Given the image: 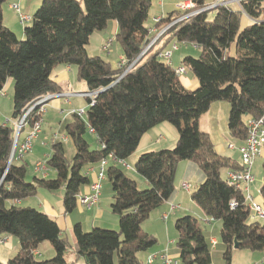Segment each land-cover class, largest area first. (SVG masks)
Instances as JSON below:
<instances>
[{
	"label": "trees",
	"instance_id": "trees-1",
	"mask_svg": "<svg viewBox=\"0 0 264 264\" xmlns=\"http://www.w3.org/2000/svg\"><path fill=\"white\" fill-rule=\"evenodd\" d=\"M7 1L0 0V95L9 79L14 84L12 119L0 123V235L17 238L20 250L0 264H76L66 259L70 249L86 264H144L139 255L158 244L144 224L175 195L176 171L183 161H191L204 175L191 195L193 202L221 226L210 232L192 215L179 217L175 229L181 263L213 264L218 256L221 264H232L235 242L240 250L264 253V221L250 220L245 195L222 175L224 170H240V162L219 154L210 135L200 129V119L211 106L226 102L229 134L241 146L247 139V119L264 113V0H242L239 10L224 5L204 10L209 0H192L194 11L201 12L184 19V13L172 12L161 19L159 32L166 30L152 45L157 34L151 35L146 23L154 0H44L25 26L23 39L4 24ZM211 12L214 17L209 19ZM244 15L251 20L246 27ZM111 21L118 23L115 39L125 59L116 69L87 51L92 35L106 30ZM171 43L201 48L198 58L182 61L199 82L196 90L187 89L160 57ZM60 65L75 67L77 79L96 96L86 98L84 116L71 112L62 123L61 133L74 148L71 157L65 141L51 143L45 163L55 177L35 176L27 182V165L14 159L10 164L15 124L38 98L63 93L51 78ZM37 110L26 118L19 141L41 119ZM163 122L173 125L179 138L171 150L139 157L135 170L148 184L141 190L121 162L134 154L144 134ZM90 132L98 149H91L86 139ZM109 156L115 160L110 159L106 179L113 192L112 212L119 217L118 231L95 227L86 232L76 224L72 246L53 217L18 204L37 196L40 189H63L64 211L72 213L82 188L91 184L86 168ZM260 193L264 207V184ZM211 238H217L214 250ZM44 242L55 251L49 260L36 254Z\"/></svg>",
	"mask_w": 264,
	"mask_h": 264
},
{
	"label": "crops",
	"instance_id": "crops-1",
	"mask_svg": "<svg viewBox=\"0 0 264 264\" xmlns=\"http://www.w3.org/2000/svg\"><path fill=\"white\" fill-rule=\"evenodd\" d=\"M44 0H8L3 6V16H4V24L10 28L13 32L16 33L18 38L23 39L24 38V28L25 25H21L22 23L19 20L18 14L14 9H12V5H18L22 11L23 14L33 16L35 11L40 7ZM183 0H154L153 5L150 9L149 18L152 15L153 22L150 26H146L149 28L151 35H156V38L160 36V28L157 25V21L159 19H163L167 17L172 12H178L177 11V3ZM231 8L234 10L240 9V4L237 0H225ZM214 0H209V3H213ZM149 20V19H148ZM148 22V21H147ZM251 20L249 17L244 15L243 17V27H246L248 24H250ZM110 30V33H113L116 37V34L118 32V23L113 21L109 23V26L106 30L101 31L105 32ZM98 41L101 44L100 47V54L98 53L97 56H100L104 60L111 63V66L116 69L121 66L125 62L122 50L119 52L118 59L116 62L111 58L112 50L110 49L111 44H113V39H107V35H102V33H94L90 39L89 46H91L93 40L95 42ZM109 48L106 50L104 47L107 45L108 42H110ZM173 46L175 45L177 47V50L173 51L172 60H171V66L174 69L182 67V61L187 56L195 57L194 55L190 54V51H192L191 48H195L198 51V54L202 53L201 48L197 46L190 45L189 47H185V49H181L180 45L172 43ZM185 45V44H184ZM87 47V51L88 48ZM194 49V50H195ZM167 49L166 51H168ZM182 51V52H181ZM165 52V51H164ZM199 57V56H198ZM195 57V58H198ZM113 62L115 64H113ZM73 66H66V65H60L56 67L51 75V78L58 83L62 90V94L67 93H86L89 91L87 85L84 82H81L77 79V71L76 68L73 69ZM186 70V69H185ZM181 83L189 90H196L199 87L198 80L194 77V75L186 70V73L179 76ZM78 82H81L80 84ZM13 80L9 79L4 87V93L5 96L0 95V123H6L9 122L12 119V113H13ZM77 84H79V87H77ZM75 90H79L78 92H74ZM76 98L81 96H72L70 98ZM64 97L55 98L52 100L48 106L47 113L44 116V124L43 128L48 121L49 117L48 115L50 112H55L62 116V121L60 123V128L56 131H51L50 137H45V141H43L42 135L45 131L43 129L39 139L34 144V148L31 154L26 155L21 160L17 161V164H26L27 169L30 170L29 165L31 166L32 175H36L39 178L46 177V178H54L55 172L51 169H48V172L46 174H41L38 172H35V167L38 164V162H44L47 158H49L51 154V143H52V137L53 134L56 132H61L62 123L65 119L69 118L70 113L73 111H78L79 109H84L83 107H76L73 106L72 101L69 100V98L65 97L66 99H62ZM65 105L70 106V109H65ZM230 105L226 102H217L214 103L210 110L204 114L200 119V129L208 133L215 145L216 151L219 154L231 157L234 160H237L238 162H241V155L239 150L237 149L240 147V145H236L235 143H226L224 140H219L217 129L220 128V124L223 123L224 115L227 112L229 115ZM13 123V122H11ZM227 128H228V119H227ZM229 131L227 129V132H223L225 138L226 134H228ZM91 135L95 137L94 134L90 132ZM221 134V135H222ZM27 135V131L24 132V137L21 138L23 140L25 136ZM61 135H65L61 133ZM223 136V135H222ZM179 133L177 129L171 125L168 122H163L154 128H152L150 131H148L144 136L142 137L139 146L137 150L134 152V154L128 158L126 163L130 167V169H127L130 173V177L133 178L138 182V184L142 185L145 189L148 187L147 182L141 178L135 170V165L139 159V157L147 152L151 151H160V150H171L173 149L178 141ZM97 141V140H96ZM66 142V141H65ZM68 142V141H67ZM98 143V141H97ZM233 144L235 146V149H230L229 145ZM99 143L97 145L98 149ZM44 149H50V154H40L41 150ZM72 154L74 153V148H70ZM258 158H264V149L262 150L261 155ZM189 163L186 164H192L191 161H187ZM255 169V167H254ZM253 169V174H254ZM97 170H98V164L97 165H90L86 168V173L89 176L91 183L94 182L97 178ZM228 172L226 170L225 174ZM29 173V172H28ZM30 174V173H29ZM225 176V175H224ZM35 177V176H34ZM202 182V181H201ZM182 184L176 186V192L173 198L165 202L161 207H159L157 210H155L149 220L145 222L144 229L146 232L154 235L157 240L158 244L153 247L152 249L148 250L147 252H143L139 255L142 262H145L149 255L153 253H168L173 258H179L180 253L179 249L176 246V242L178 239V233L176 234L173 230L175 228V221L178 219L177 217H180L181 214L183 215H190L189 212L191 211H198L200 214H202L203 217V225L206 226L207 230L212 232L214 229L220 228V223H217L204 214L202 209L193 202L191 195L195 191H190V194L187 193L182 188ZM264 184V182H263ZM262 184V185H263ZM111 186V185H110ZM262 187V186H261ZM261 187L256 186V181L251 186L250 191L254 199H258V201L261 203L262 196H261ZM193 191V192H192ZM89 192V186H85L82 188L81 195L87 194ZM259 193V195H255V193ZM38 194H40V205L43 208V212L47 213L49 216L53 217L57 224L59 225V228L61 229L62 237L68 238L70 244L74 246V237H73V228L76 224H81L84 231H90L95 227L100 228H106V229H113L118 231L119 230V217L115 215L112 212L111 205L113 203V192L112 188L109 189L107 187L105 189L104 182L102 183V191H101V197L100 201L94 205L91 208H85L81 205H77V208L70 214H66L63 208V197H64V190L61 189L57 192H49L45 189H40ZM37 194V195H38ZM187 196V198L185 197ZM257 197V198H256ZM183 203H186L188 208L183 207ZM19 205L22 206L23 202H19ZM190 209V210H188ZM178 212V214H177ZM182 217V216H181ZM200 220V219H199ZM176 230V229H175ZM177 232V231H176ZM3 239V241H6L5 243H10V246L8 248L3 247L0 249V252H3L6 257L0 258V261L6 262L5 259H8L9 257H14L20 250V243L15 239V237L11 235H0ZM217 240V238H216ZM7 245V244H6ZM36 254L38 257H41V259H51L55 255V251L51 245H47L46 243H43L40 245L39 249L36 251ZM8 257V258H7ZM50 257V258H49ZM261 252H252L250 250H240L235 249L234 256L232 260V264H264L263 259L261 258ZM9 258V259H10ZM82 258L75 259V256L73 255V258L71 260H74L77 264L79 260ZM84 262V261H83ZM85 264V262H84ZM213 264H221V259L218 256H215Z\"/></svg>",
	"mask_w": 264,
	"mask_h": 264
},
{
	"label": "built area",
	"instance_id": "built-area-1",
	"mask_svg": "<svg viewBox=\"0 0 264 264\" xmlns=\"http://www.w3.org/2000/svg\"><path fill=\"white\" fill-rule=\"evenodd\" d=\"M240 3L242 0H237ZM219 5L227 6V2L225 0H215L213 4L209 5L204 10L213 9ZM12 9H14L22 24L31 22L32 17L29 15H25L21 12L20 7L18 5H12ZM177 11L184 13L182 17L187 18L198 14L201 11H194L196 5L192 0H183L177 3L176 5ZM202 10V11H204ZM161 19L156 20L159 22ZM166 29L160 32V35L164 33ZM111 41L107 43L104 49H108ZM154 42L151 43V45ZM150 45V46H151ZM177 50V47L174 45L173 49L170 51L163 52L160 57L164 59L168 64H171L173 51ZM176 74L178 76L183 75L186 73L184 67L177 68ZM3 96L6 94L4 91L1 93ZM72 96H81L85 98L94 99L96 96L95 92H86V93H67V94H57L52 95L48 94L46 96H42L38 98L32 105L29 107L25 114L23 115L22 119L15 124V141H14V148L12 153V158L16 160H21L26 155L32 153L35 141L39 139L42 131H43V122L42 119L37 121L34 126L29 129L25 138L19 141L20 131L25 124L26 118L28 115L36 110L39 109V112L43 116L47 112L48 106L52 100L59 97H67L70 98ZM74 113L84 116L85 109L81 111H73ZM72 112V113H73ZM247 139L243 145L238 147L237 149L241 155V169L240 170H230L225 174L226 182L234 187L236 190L243 192L246 198V202L248 204V208L250 210V220L251 221H264V207L260 202L255 201L254 197L251 194L250 188L255 182V177L253 174V167L257 158L261 155L262 150L264 149V113L259 118H248L247 119ZM61 140H67L66 136H58ZM230 149H235L233 144L229 145ZM110 159L115 160L112 156L103 159L98 164L97 170V178L94 182L89 185V192L87 194L80 195L78 197V203L82 207L91 208L96 205L100 201L101 191H102V183L106 180V170L107 167L110 165ZM122 166L126 169H130L126 162H121ZM36 170L38 173L46 174L48 172V168L46 166L45 161L42 163H38L36 166ZM182 188L190 192L192 190V185L190 183H183ZM236 202L233 201L231 203L232 207H236ZM210 244L212 250L217 247V240L216 238L210 239ZM144 264H180L177 258L171 257L168 253H159V254H152L150 255Z\"/></svg>",
	"mask_w": 264,
	"mask_h": 264
},
{
	"label": "rangeland",
	"instance_id": "rangeland-1",
	"mask_svg": "<svg viewBox=\"0 0 264 264\" xmlns=\"http://www.w3.org/2000/svg\"><path fill=\"white\" fill-rule=\"evenodd\" d=\"M5 6V5H4ZM21 10V9H20ZM22 12V11H21ZM17 13V12H16ZM214 17V12H211L210 13V16H209V19H212ZM20 20V19H19ZM21 22V21H20ZM111 22H113V21H111ZM110 22V23H111ZM152 22H153V19H152V15L150 16V18H149V20H148V22H147V25L148 26H150L151 24H152ZM31 22H28V23H25L24 25L25 26H27V25H29ZM22 26H23V24H21ZM98 33H102V35H107V39H113L114 40V42H113V44H111V46H110V49L113 51L112 52V55H111V58L114 60V62H116V60L118 59V56H119V52H121V50H122V48H121V46H120V44L116 41V39H115V36H114V34L113 33H110V30H108V31H105V32H98ZM95 39V42H94V40H93V42H92V44H91V46H89V48H88V54L90 55V56H97V54L100 52V47H101V44L98 42V41H96V38H94ZM190 45H184V44H180V48L181 49H185V47H189ZM173 49V44L171 43V45L169 46V50L171 51ZM192 49V51H190V54L191 55H194L195 57H198V56H200V53L198 54V51L195 49V48H191ZM195 49V50H194ZM182 52V51H181ZM100 54V53H99ZM113 62V64H115ZM73 69H75V67L73 68ZM79 84L81 83V82H78ZM79 84H77V87H79ZM79 90H75L74 92H78ZM80 92V91H79ZM3 96V95H2ZM62 99H66L65 97L64 98H62ZM69 100H71L72 101V104H73V106H76V107H83L85 110L87 109V107H88V104H87V101H86V98L85 97H74V98H69ZM31 107V106H30ZM71 107L70 106H67V105H65V109H70ZM39 110V109H38ZM37 110V111H38ZM48 110V109H47ZM82 109H79L78 111H81ZM47 113V112H46ZM45 113V114H46ZM54 112H50V114L48 115V117H49V119H48V121L46 122V124H45V126H44V128L43 129H45V131H44V133H43V135H42V140L43 141H45V137L47 136V137H50V134H51V131H54V130H58L59 128H60V123H61V121H62V116H59L56 112H55V114H53ZM44 114H43V116L41 117V119H42V122H43V124H44V121H45V119H44ZM225 117H224V119H223V123H221L220 124V128L221 129H217V134H218V138H219V140H224L227 144L228 143H235L236 145H240V143L237 141V140H235L234 138H232L231 136H230V134L228 133V134H226V138H225V136H224V134H222L223 132H227V119H228V113L226 112L225 113V115H224ZM60 131H62V129L60 130ZM223 136H222V135ZM61 135V132H56V133H54L53 134V137H52V142H55V141H58V140H60V138H58V136H60ZM61 136H66V135H61ZM22 138L24 137V133L22 134V136H21ZM67 137V136H66ZM68 139V138H67ZM86 139L88 140V142L90 143V146H91V149H96L97 148V145H98V143H97V141H96V138L93 136V135H91L90 133H88L87 135H86ZM37 141V140H36ZM35 141V142H36ZM66 142V148H67V150H68V156L69 157H71V155H72V152H71V150H70V148H72L73 146H72V144H71V142L70 141H68V140H65ZM68 141V142H67ZM34 148V147H33ZM175 148V147H174ZM151 152H154V151H151ZM31 154V153H30ZM40 154L42 155V154H50V149H44V150H41V152H40ZM12 161H13V158L11 157V163H12ZM14 161L15 162H17L18 160H16V159H14ZM38 163H42V162H38ZM186 163H189V162H187V161H183V162H181L179 165H178V167H177V171H176V177H175V184H176V186H178V185H180L181 183H190L191 185H192V187H193V191L194 190H196L197 188H198V186L204 181V175H203V173L198 169V168H196V166L192 163V164H186ZM263 165H264V158H257V160L255 161V164H254V167H255V169H254V167H253V169H254V177H255V181H256V186L257 187H261L262 186V184H263V182H264V172H263ZM37 166V165H36ZM29 167H30V170H28V172L30 173H28L27 174V178H26V180H27V182H32V180H33V177L34 176H36V175H32V171H31V166L29 165ZM121 168H122V170L130 177V173H129V171L125 168V167H122L121 166ZM228 171H230V170H228ZM35 172H38L37 170H36V167H35ZM225 172H226V170H224L223 172H222V175L224 176L225 175ZM225 177V176H224ZM202 181V182H201ZM104 184H105V189L107 188V187H109V189H111V186H110V183H109V181L106 179L105 181H104ZM139 186H140V188H141V190H145V189H142L143 188V186L142 185H140L139 184ZM192 191V192H193ZM188 194H190V192H187ZM255 195H259V193L257 192V193H255ZM38 196H40V194H38L37 196H35V197H33V198H30V199H28V200H25V201H23V204H22V206L23 207H32V208H36V209H38V210H41V211H44L43 210V208L41 207V205H40V197H38ZM186 198H187V196H185ZM257 198V197H256ZM255 201H257V202H259L258 201V199L256 200L255 199ZM183 207L184 208H188V206H187V204L186 203H183ZM188 210H190V209H188ZM177 214H178V212H177ZM179 214H181V216H185V215H183V213H180L179 212ZM189 214L190 215H192V216H194V217H196V218H198V219H200V221L202 222V224H203V217H202V214H200L198 211H191V212H189ZM180 216V217H181ZM177 218H179V217H177ZM216 222V221H215ZM218 223V222H217ZM110 230H113V229H110ZM91 231V230H90ZM90 231H86V232H90ZM176 234H177V232H176V230H175V228H174V230H173ZM18 242H19V240L17 239V238H15ZM6 241H3V239H2V237L0 236V249L1 248H3V247H6V248H8L9 246H10V243H5ZM20 243V242H19ZM44 243H46L47 245H51L49 242H44ZM7 244V245H6ZM177 246V245H176ZM2 250V249H1ZM246 251H248V250H246ZM255 253H257V252H255ZM153 254H159V253H153ZM152 255V254H151ZM261 255H262V259H263V261H264V253H262L261 252ZM150 256V255H149ZM148 256V257H149ZM4 257H6V255L3 253V252H0V258L2 259V258H4ZM8 258V257H7ZM10 258V257H9ZM9 258L8 259H5L6 260V262L9 260ZM41 258V257H40ZM50 258V257H49ZM73 258V254H72V249H70L68 252H67V254H66V259L67 260H71ZM11 259V258H10ZM49 260V259H48ZM178 260H179V262H180V264H182L181 263V261H180V258H178ZM85 262V260L82 258V259H80L79 260V262L77 263V264H84V262ZM2 262V261H1ZM85 264H86V262H85Z\"/></svg>",
	"mask_w": 264,
	"mask_h": 264
},
{
	"label": "water",
	"instance_id": "water-1",
	"mask_svg": "<svg viewBox=\"0 0 264 264\" xmlns=\"http://www.w3.org/2000/svg\"><path fill=\"white\" fill-rule=\"evenodd\" d=\"M10 164H11V160H10ZM240 245L238 242H235V246H234V249H239Z\"/></svg>",
	"mask_w": 264,
	"mask_h": 264
},
{
	"label": "bare ground",
	"instance_id": "bare-ground-1",
	"mask_svg": "<svg viewBox=\"0 0 264 264\" xmlns=\"http://www.w3.org/2000/svg\"><path fill=\"white\" fill-rule=\"evenodd\" d=\"M215 1V0H214ZM213 4V3H212ZM228 4V3H227ZM219 6H221V5H219ZM228 6V5H227ZM218 7V6H217ZM216 8V7H215ZM214 9V8H213ZM210 10H212V9H210ZM161 36V35H160ZM159 36V37H160ZM157 40V38L153 41V42H155ZM176 70V69H175Z\"/></svg>",
	"mask_w": 264,
	"mask_h": 264
}]
</instances>
